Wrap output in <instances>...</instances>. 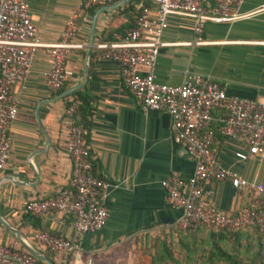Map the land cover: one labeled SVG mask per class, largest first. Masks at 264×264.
Here are the masks:
<instances>
[{
	"label": "crops",
	"instance_id": "crops-1",
	"mask_svg": "<svg viewBox=\"0 0 264 264\" xmlns=\"http://www.w3.org/2000/svg\"><path fill=\"white\" fill-rule=\"evenodd\" d=\"M27 3L42 43L57 42L68 18H74L75 41L82 44V49H71L66 55L64 66L72 76L63 90L83 81L86 66L85 82L77 89L85 103L77 101L74 119L86 129L91 174L114 187L103 201L106 222L91 233L77 235L69 213L34 216L25 210L29 201L51 198L59 190L68 189L70 175V162L62 151L61 118L75 96L68 94L48 101L60 91L45 92L42 72L48 67V57L37 50L24 80L10 88L16 115L6 131L9 152L0 170V245L22 250L19 238L42 254L44 250L33 235L43 231L78 245V254L69 256L65 264H85L87 259L91 264H207L212 245L239 257L247 255L246 249L252 252L256 236L251 230L230 234L176 227L179 211L164 202L163 183L172 172L187 179L193 162L173 141L168 115L140 109L122 84L115 64L100 59L94 49L98 42L109 41L113 34L130 27L138 6L149 4V0H133L129 7H125L126 2L113 10L100 11L87 60L85 47L91 18L101 6L86 8L84 0ZM262 7L264 0H243L239 11L253 12ZM191 27L189 19L170 18L160 40L169 44L192 42ZM200 38L212 43L159 48L154 80L178 85L186 73L192 72L209 77L228 96L264 100V9L231 23H205ZM218 115L214 112L211 122L216 161L247 182L264 184V158L233 160L237 144L224 140L217 132ZM209 187L213 204L224 212L249 206L246 190L237 192L227 181L210 183ZM50 255L52 264H61L59 255ZM212 262L227 264L214 259Z\"/></svg>",
	"mask_w": 264,
	"mask_h": 264
},
{
	"label": "built area",
	"instance_id": "built-area-1",
	"mask_svg": "<svg viewBox=\"0 0 264 264\" xmlns=\"http://www.w3.org/2000/svg\"><path fill=\"white\" fill-rule=\"evenodd\" d=\"M111 0H84V7L105 6ZM243 0H149L140 4L130 27L113 34L111 40L98 42L94 49L98 57L118 68L122 84L131 98L144 111H161L168 115L172 139L193 162L191 175L181 179L177 173L169 174L165 182L164 202L179 211L176 227L179 230L237 231L254 228L264 244V184L247 182L234 171L223 168L212 151L214 130L212 114L216 118L217 132L226 141L237 144L232 158L244 162L250 158H264V100L254 101L228 96L212 79L188 72L178 85L158 83L153 68L161 47L211 44L200 38L205 23H231L252 16L257 11L241 13ZM192 21V42L163 43L161 33L170 18ZM74 18L66 21L59 40L42 43L38 40L30 20L27 0H0V170L9 152L6 135L14 121L16 103L10 88L21 83L27 75L37 50L48 57V67L42 72L45 92H59L71 78L72 72L64 66L69 50L82 49L75 41ZM77 100L70 99L61 122L62 151L70 162L68 189L59 190L53 197L29 201L25 210L31 215L49 212L72 215L71 227L77 235L100 229L106 222L104 198L114 186L91 174L86 129L75 119ZM227 181L239 192L250 196L247 207L224 212L216 207L210 183ZM34 241L43 250L59 255L65 264L71 255L80 251L68 239L38 231ZM0 264H35V259L23 250L0 245ZM85 264H91L87 259Z\"/></svg>",
	"mask_w": 264,
	"mask_h": 264
},
{
	"label": "trees",
	"instance_id": "trees-1",
	"mask_svg": "<svg viewBox=\"0 0 264 264\" xmlns=\"http://www.w3.org/2000/svg\"><path fill=\"white\" fill-rule=\"evenodd\" d=\"M115 1H117V0H111L108 4H111ZM132 2H133V0H129L125 4V7H129ZM144 5H146V4H144ZM137 11H138V9L136 10V13L134 14L133 18L136 16ZM108 40H111V37H109ZM63 89H64V86L61 90H63ZM69 95H74L75 99L78 102H80V105L85 103V99L81 95L79 90H75L72 93H70ZM84 110L86 111V113H88V109L84 108ZM247 230H249V231L251 230V232L255 233V236H256V242L254 243V249L252 252H248L246 249L245 253L247 255L239 257L238 254L225 252L224 250H222L218 246L212 245L209 249L208 254H207L206 263L207 264H213L212 259H214L216 261H222V262H225L227 264H264V244L262 243V240H261L259 234L256 232V230L254 228H248L245 230H237V231L219 230V231H211V232H225V233L234 234V233L244 232ZM42 254L47 259L52 261L50 251L44 250L42 252ZM52 263H53V261H52ZM35 264H43V262L35 260Z\"/></svg>",
	"mask_w": 264,
	"mask_h": 264
},
{
	"label": "water",
	"instance_id": "water-1",
	"mask_svg": "<svg viewBox=\"0 0 264 264\" xmlns=\"http://www.w3.org/2000/svg\"><path fill=\"white\" fill-rule=\"evenodd\" d=\"M129 0H119L113 4H110V5H105V6H101L98 10H96L91 18V22H90V28H89V37H88V42H87V45L85 47V60H87V55H88V52L91 48V40H92V33H93V27H94V22H95V18H96V15L102 11V10H113L123 4H125L126 2H128ZM86 66L84 68V79L81 83L75 85V86H72L70 88H67L65 90H62L60 91L59 93H57L51 100H48V101H53V100H57L59 98H62L70 93H72L73 91L79 89L85 82V77H86ZM18 236V234L16 235ZM18 243L21 247V249L26 252L28 255H30L33 259H35L36 261H41L45 264H52V262L47 259L44 255H42L40 252H38L37 250H35L32 246H30L29 244H27L24 240L22 239H19L18 238Z\"/></svg>",
	"mask_w": 264,
	"mask_h": 264
}]
</instances>
